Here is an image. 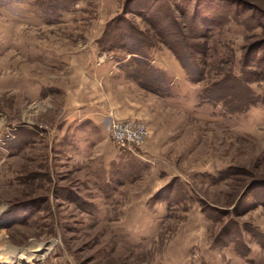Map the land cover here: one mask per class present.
<instances>
[{"label": "rangeland", "instance_id": "1", "mask_svg": "<svg viewBox=\"0 0 264 264\" xmlns=\"http://www.w3.org/2000/svg\"><path fill=\"white\" fill-rule=\"evenodd\" d=\"M151 1L0 0V264H264V103L202 95L250 55L261 71L264 0ZM130 26L154 40L148 65L109 48ZM194 29L199 82L175 53ZM127 119L143 144L112 139Z\"/></svg>", "mask_w": 264, "mask_h": 264}, {"label": "trees", "instance_id": "2", "mask_svg": "<svg viewBox=\"0 0 264 264\" xmlns=\"http://www.w3.org/2000/svg\"><path fill=\"white\" fill-rule=\"evenodd\" d=\"M129 1V0H128ZM153 1V2H152ZM151 4L153 6L155 3H158V0H152ZM197 1V0H196ZM212 1H226V0H212ZM187 2V0H186ZM189 2V1H188ZM169 5V4H168ZM129 4L124 6V15L128 13L130 10H128ZM163 7V8H162ZM189 6H186V11L181 12L179 7L177 5H173V7H169L166 4H163L161 6H158L159 12H162V10L165 9V18H178L179 16L176 14L179 11L182 13L181 16H185L187 14V8ZM251 9V7H249ZM248 10V7L246 8ZM148 12V10H147ZM197 13V12H196ZM124 16H118L115 20H111L110 22L116 23V22H121L125 23L127 22V19ZM145 18V15H144ZM147 22L153 26V28H156V24H159L157 27L160 29H157L158 35L162 36L163 42L171 46V48H175L173 42L170 40H167L166 38L164 39V31L160 27V22L158 23V17L155 15L150 14L148 17H146ZM213 19L212 16L208 17H202L200 16L199 18L197 17V20H199V23L202 25L201 28H203L205 25H207L206 21H211ZM214 20V19H213ZM126 21V22H125ZM161 21V19H160ZM250 21L249 16L245 18V24ZM157 22V23H156ZM212 22V21H211ZM216 21H213L211 24H215ZM110 24V26L112 25ZM218 21L216 22V24ZM204 25V26H203ZM109 26V25H108ZM258 26H262L264 28V24L259 23ZM125 29H122L121 35L118 37L111 35V33H106V37H110L111 41L114 40L115 45L111 44L110 49L112 50L113 48L119 46L118 43H120L121 40L127 41L125 43L124 47L123 45L120 48H126L130 53L133 54V59L136 61H140L142 63H145L148 65L149 63L143 60H140L137 58V56L140 54V52H143L146 49L153 48L154 47V40L151 37L144 36V32L141 30H138L136 28H133L130 26L124 27ZM126 30V33H124ZM129 31L130 34L127 33ZM203 31V30H202ZM193 36H189L187 33H178L179 35H173L174 37H177V39H180L181 42L185 43L183 46V49L185 48L184 51H179L176 50V55L181 62L183 68L187 71V74L189 75V78L193 82H199L201 81L204 71L202 68L203 63H205L204 56L206 54V51L204 49L200 50L201 43L200 41H194L195 39H201V38H206V34L202 32H198V29H194L193 31ZM204 32V31H203ZM143 36V37H142ZM106 39V38H105ZM128 44L131 45L130 49H127ZM203 46V44H202ZM256 46H253V50L255 52ZM261 48V47H258ZM260 50V49H259ZM202 52V55H199V53ZM246 56H248L246 54ZM246 56H244V60L246 59ZM251 58L252 60H250ZM250 60V61H249ZM204 61V62H203ZM257 61V58L254 57L252 58L251 55L250 57H247V60L242 62V67H241V75H236L234 73H228L225 75V77L217 80L214 83H211V85L207 86L204 89V93L202 95L205 96L208 100L215 101V102H222L224 105L228 108L230 112H244L247 111L251 106L258 104L260 102L264 103V93L263 94H256L255 91L252 89L250 84L254 82L255 79L257 78H262L264 80V64H260L262 66L261 71H258L256 69H252L253 62ZM262 62V61H260ZM259 65V66H260ZM263 74V75H262ZM231 84V86H230Z\"/></svg>", "mask_w": 264, "mask_h": 264}, {"label": "built area", "instance_id": "3", "mask_svg": "<svg viewBox=\"0 0 264 264\" xmlns=\"http://www.w3.org/2000/svg\"><path fill=\"white\" fill-rule=\"evenodd\" d=\"M111 132L112 139L119 146L141 145L149 133L146 123L138 119L115 121Z\"/></svg>", "mask_w": 264, "mask_h": 264}, {"label": "bare ground", "instance_id": "4", "mask_svg": "<svg viewBox=\"0 0 264 264\" xmlns=\"http://www.w3.org/2000/svg\"><path fill=\"white\" fill-rule=\"evenodd\" d=\"M0 236H2V235H0ZM0 240H2L1 237H0ZM10 251H11L10 253H12L13 255L16 254V253H15V252H16V248H14V247H12V246H10ZM4 257H5V256H4ZM5 258H6V257H5ZM13 259H14V258H13ZM4 262H7V263H8L7 260H6V261L4 260Z\"/></svg>", "mask_w": 264, "mask_h": 264}]
</instances>
